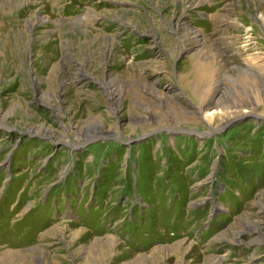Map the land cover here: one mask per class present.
Here are the masks:
<instances>
[{"label":"rangeland","instance_id":"obj_1","mask_svg":"<svg viewBox=\"0 0 264 264\" xmlns=\"http://www.w3.org/2000/svg\"><path fill=\"white\" fill-rule=\"evenodd\" d=\"M0 264H264V0H0Z\"/></svg>","mask_w":264,"mask_h":264},{"label":"bare ground","instance_id":"obj_2","mask_svg":"<svg viewBox=\"0 0 264 264\" xmlns=\"http://www.w3.org/2000/svg\"><path fill=\"white\" fill-rule=\"evenodd\" d=\"M198 110V109H197ZM226 110H228V109H226ZM228 112V117H233V116H235V113L233 112V110H229V111H227ZM242 113H250V111H248V110H242L241 111ZM199 113H201V117L204 119V121L205 120H209V118H211L212 117V115L213 114H215V113H220V110L219 109H217V108H215L212 112H209V110L207 109V108H204V107H202L201 108V110L199 109ZM211 116V117H210Z\"/></svg>","mask_w":264,"mask_h":264}]
</instances>
